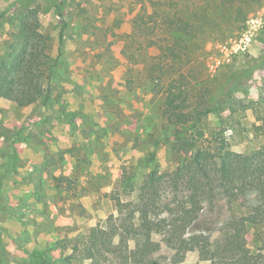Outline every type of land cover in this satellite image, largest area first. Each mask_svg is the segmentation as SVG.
<instances>
[{"label":"rangeland","instance_id":"rangeland-1","mask_svg":"<svg viewBox=\"0 0 264 264\" xmlns=\"http://www.w3.org/2000/svg\"><path fill=\"white\" fill-rule=\"evenodd\" d=\"M33 10L54 57L63 21L70 24L66 72L55 76L50 90L55 109L72 113L75 123H60L42 102L19 107L0 99V133L20 131L15 142L0 138V264H40L33 253L42 251L55 264H91L93 246L82 240L92 228L122 225L118 200L127 223L139 222L137 207H147L149 218L163 228L153 234L148 258L131 256L125 262L112 256L113 264H220L200 249L187 250L180 239L203 236L215 253L228 222L260 198L255 194L230 204L219 191L213 203L201 202L196 218L186 183L174 184L170 174L195 157V150H183L192 140L206 144L221 132L230 150L245 154L264 145V3L247 14L243 28L242 22L226 24L225 35L208 43L207 73L218 78L208 83L211 94L233 73L252 69V74L225 111L194 127V116L179 126L163 118L166 81L145 76L158 49L136 53L139 61L127 58L137 41L144 42L145 32L138 29L148 23L152 0H0V57L11 52L14 19ZM152 153L154 162L141 163ZM152 173L160 179L155 196L142 190ZM188 210L194 218L178 220L169 234L168 225L187 217ZM246 242L257 264H264V223L247 227ZM127 245L130 256L136 241ZM76 247L88 258L80 260Z\"/></svg>","mask_w":264,"mask_h":264},{"label":"trees","instance_id":"trees-1","mask_svg":"<svg viewBox=\"0 0 264 264\" xmlns=\"http://www.w3.org/2000/svg\"><path fill=\"white\" fill-rule=\"evenodd\" d=\"M261 3L264 0H152L153 12L147 16L148 23L138 29L145 32L142 37L144 42L137 41L138 46L132 53L125 45L123 54L127 56L129 52L127 58L139 61L136 53L148 48L158 49L159 56L152 61L145 76L149 80L166 81L162 112L166 122H175L179 126L188 123L194 116L191 124L194 127L206 117L220 115L226 110L238 88L244 84V79L251 76L252 69L231 74L216 93L211 94L208 83L218 78L211 79L207 73V46L217 39L219 33L225 35L223 30L226 24L242 22L239 28H243L247 14ZM32 12L14 19L16 30L11 33V52L5 59L0 57V99L11 101L19 107L42 102L55 114L57 121L74 126L72 113L64 114L55 109L50 90L55 76L59 72H66V29L70 24L63 21L64 26L59 32L58 56L54 57L50 53L49 38L41 32L40 19L34 14L35 10ZM58 17L64 19V13L58 11ZM10 131L6 129L1 132L0 138L15 142L20 131L15 133L16 136ZM183 150L186 154L195 150L196 155L175 168L170 176L176 185L182 181L186 183L189 191L187 204L195 206L196 218L200 216L201 202L213 203L219 191L230 204L255 194L260 198V203L250 205L247 213L228 222L222 243L217 245L215 253H211L203 236L180 239L181 242L187 250L200 249L208 259H218L220 264H257L247 247L246 229L249 225L264 223V145L247 154L235 152L229 149L223 140V133L219 132L206 144L192 140ZM155 158L156 155L152 153L150 158L140 160L147 163L154 162ZM159 181L152 173L142 190L148 189L151 196H155L158 190L155 185ZM122 204L121 200L117 201L122 225H111L110 230L92 228L87 238L82 240V245L90 243L93 246L91 264H113L112 256L119 255L122 261L131 256H137L140 260L152 253L155 246L152 236L162 230L161 223L155 224L149 218L147 207H137L139 222L129 224L123 218ZM185 214L187 217L176 218L168 225L169 234L177 228L178 220L192 219V211H185ZM163 222L167 223L166 220ZM116 236L120 240L118 244L114 242ZM129 240L136 241V250L130 256L127 254ZM75 251L83 254L80 260L88 258L84 248L80 250L76 247ZM33 255L41 258L40 264H55L45 251ZM68 258L76 260L74 255Z\"/></svg>","mask_w":264,"mask_h":264}]
</instances>
